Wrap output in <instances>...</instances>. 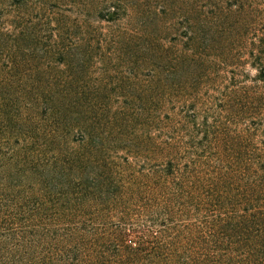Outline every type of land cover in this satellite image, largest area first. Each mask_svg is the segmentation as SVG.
<instances>
[{"label": "trees", "instance_id": "obj_1", "mask_svg": "<svg viewBox=\"0 0 264 264\" xmlns=\"http://www.w3.org/2000/svg\"><path fill=\"white\" fill-rule=\"evenodd\" d=\"M0 264H264V0H0Z\"/></svg>", "mask_w": 264, "mask_h": 264}]
</instances>
